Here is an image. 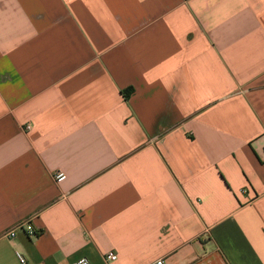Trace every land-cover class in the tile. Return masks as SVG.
Segmentation results:
<instances>
[{"label":"crops","instance_id":"obj_1","mask_svg":"<svg viewBox=\"0 0 264 264\" xmlns=\"http://www.w3.org/2000/svg\"><path fill=\"white\" fill-rule=\"evenodd\" d=\"M18 255L264 264V0H0V264Z\"/></svg>","mask_w":264,"mask_h":264},{"label":"built area","instance_id":"obj_2","mask_svg":"<svg viewBox=\"0 0 264 264\" xmlns=\"http://www.w3.org/2000/svg\"><path fill=\"white\" fill-rule=\"evenodd\" d=\"M66 179V174L64 172H57L54 174V180L56 183H61ZM20 229L23 230L24 232L33 235L34 234V229L31 225H28L27 223H22L18 225L16 228L12 229L9 233L6 234V237L8 238H13L16 235V231ZM19 261L21 264H28L26 259L23 258L22 256L18 255ZM117 259L116 254L114 253H109L104 257V260L107 263L113 262ZM71 264H92L87 258H81ZM154 264H165L164 260H158Z\"/></svg>","mask_w":264,"mask_h":264}]
</instances>
